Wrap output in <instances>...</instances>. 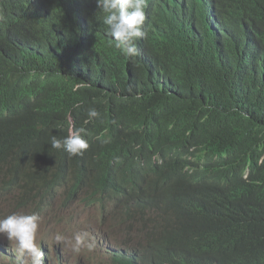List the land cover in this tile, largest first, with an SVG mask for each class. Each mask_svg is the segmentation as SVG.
<instances>
[{"label":"trees","instance_id":"trees-1","mask_svg":"<svg viewBox=\"0 0 264 264\" xmlns=\"http://www.w3.org/2000/svg\"><path fill=\"white\" fill-rule=\"evenodd\" d=\"M74 2L0 0V205L140 189L156 217L104 264H264V0H148L131 58ZM70 127L83 155L50 147Z\"/></svg>","mask_w":264,"mask_h":264},{"label":"clouds","instance_id":"clouds-1","mask_svg":"<svg viewBox=\"0 0 264 264\" xmlns=\"http://www.w3.org/2000/svg\"><path fill=\"white\" fill-rule=\"evenodd\" d=\"M75 4L82 3L75 0ZM101 13L100 20L106 25L107 34L112 38L114 47L126 57L138 55L136 40L143 38L145 32V11L147 12L148 0H91ZM78 2V3H77ZM63 5L67 6L66 3ZM76 91V89H73ZM78 108L79 105H74ZM99 112L95 108L87 110L88 120L99 117ZM86 129L69 128L68 135L58 138L56 135L50 137V147L53 149H63L70 156L83 155L89 147L85 138ZM264 162V158L262 161ZM81 196V195H80ZM52 211L54 212L60 205L67 206L68 209L81 207L87 210L86 204L71 207L65 200L51 199ZM151 203L140 189L123 188L115 191L107 200L105 209L99 212V223L103 226L96 239L104 257L95 264L111 262L112 255L119 253V249L126 243L139 242L140 229L150 226V221L156 215L153 213ZM48 217V211L44 218ZM149 221V222H147ZM41 227V217L36 213H12L0 217V237L3 236L12 247L15 264H65L63 261V251L59 249L50 250L49 246L38 241ZM111 228L117 231L113 240L107 236L105 230ZM54 245H60L62 250L68 248L73 254L79 255L82 251L93 252L95 241L90 239L85 231H75L71 237L56 232L53 237ZM100 242V243H99ZM92 261V260H91ZM74 264V263H73Z\"/></svg>","mask_w":264,"mask_h":264},{"label":"rangeland","instance_id":"rangeland-1","mask_svg":"<svg viewBox=\"0 0 264 264\" xmlns=\"http://www.w3.org/2000/svg\"><path fill=\"white\" fill-rule=\"evenodd\" d=\"M13 196H18V194L15 193L11 195L9 199L4 200L1 203L0 217H4L12 213H27L29 211V207H21L20 205L15 204ZM97 219L99 220V212L94 209L84 210L81 207H75L69 211L67 206L60 205L54 212L49 211L47 218L41 220L37 243L41 241L44 244V247L47 245L50 250H56V252H59L60 249L63 251L65 254H63L62 257L64 262H66L65 264H95L94 262H99L104 257V252H102L100 246L96 243V239L99 234L104 232L102 231L103 226L101 227ZM75 231H85L89 234L90 239L95 241V250L93 252L85 250V253L82 251L81 254L75 255L68 248H64L62 250L60 245H54L52 237L56 232H60L65 236L71 237ZM105 232L111 240H113L117 235V231L111 228L106 229ZM3 238V236L0 237V264H15L12 247L9 245L6 238Z\"/></svg>","mask_w":264,"mask_h":264},{"label":"bare ground","instance_id":"bare-ground-1","mask_svg":"<svg viewBox=\"0 0 264 264\" xmlns=\"http://www.w3.org/2000/svg\"><path fill=\"white\" fill-rule=\"evenodd\" d=\"M20 23H21V22H20ZM74 207H75V206H74ZM47 211H48V212H49V211L51 212V211H52V207H51V208H48ZM69 211H70V209H69ZM72 211H73V210H72ZM73 213H74V212H73ZM88 213H89V212H88ZM96 214H97V213H96ZM72 215H73V214H72ZM97 215H98V214H97ZM93 217H94V215H93ZM94 220H95V218H94ZM97 220H98V219H97ZM98 221H99V220H98ZM72 222H73V221H72ZM90 225H91V224H90ZM73 231H74V230H73ZM4 238H5V237H4ZM4 238H3V239H4ZM57 251H58V250H57ZM84 253H85V251H84ZM86 253H88V252H86ZM82 257H83V256H82ZM94 259H95V258H94ZM85 260H86V259H85ZM63 261H64V260H63ZM92 261H93V260H92ZM86 264H87V263H86Z\"/></svg>","mask_w":264,"mask_h":264}]
</instances>
